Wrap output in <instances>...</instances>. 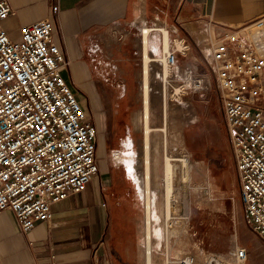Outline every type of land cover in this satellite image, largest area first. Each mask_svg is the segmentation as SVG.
<instances>
[{"label": "rangeland", "instance_id": "374dc122", "mask_svg": "<svg viewBox=\"0 0 264 264\" xmlns=\"http://www.w3.org/2000/svg\"><path fill=\"white\" fill-rule=\"evenodd\" d=\"M144 3L147 16L151 17L147 25L157 26L156 18H160L168 29L170 41L179 36L185 37L189 44L188 53H177L176 62L169 66L166 76L161 73L162 62L154 59L163 56L158 31H152L156 32L154 43L147 48L151 58L148 60L151 255L156 264H164V255L169 264H175L185 254H190L196 264H203L208 253L227 257L235 248L245 247L247 264H264V241L242 219L218 87L202 52L186 31L187 24L180 27L175 21L180 0H142ZM127 19L101 27L89 41L94 45L89 63L95 78L101 82L102 94L117 124L122 125V119L128 125L134 123L135 146L124 151V165L115 161L110 152L107 155L111 178L103 189L107 198L105 248L109 264H145V210L141 189L143 125L141 118L138 124L133 121L137 111L141 115L143 107L142 24L131 25ZM195 24L205 39L201 25ZM191 29L194 31V26ZM171 46L174 45L169 49ZM62 75L65 77L64 72ZM197 76L204 77V82L193 85L192 78ZM180 85L183 89L175 91ZM114 145L110 144L109 148ZM165 154L173 158L171 217L167 227L160 217ZM181 158L188 161L186 183L180 178ZM98 163L101 165L103 159Z\"/></svg>", "mask_w": 264, "mask_h": 264}, {"label": "built area", "instance_id": "2783aa9c", "mask_svg": "<svg viewBox=\"0 0 264 264\" xmlns=\"http://www.w3.org/2000/svg\"><path fill=\"white\" fill-rule=\"evenodd\" d=\"M11 12L9 2L0 0V210H10L26 234L51 217L54 203L83 191L97 173L96 131L62 75L68 61L52 38L50 18L21 26L18 38H11L3 27ZM195 23L209 48L204 53L195 42L219 90L242 219L264 241V15L239 28ZM178 52L184 54L171 46L165 60L174 64ZM192 79L193 85L204 82L202 76ZM247 260L246 248L238 247L227 257L208 253L203 264ZM175 264L196 263L185 254Z\"/></svg>", "mask_w": 264, "mask_h": 264}, {"label": "crops", "instance_id": "0c3cea01", "mask_svg": "<svg viewBox=\"0 0 264 264\" xmlns=\"http://www.w3.org/2000/svg\"><path fill=\"white\" fill-rule=\"evenodd\" d=\"M7 1L12 12L3 21V27L11 38H18L21 26L45 16L50 18L52 38L68 61L62 70L64 78L77 92L95 127L98 171L83 191L54 203L51 217L37 221L26 234L19 230L10 210H0V264H109L105 248L107 198L103 189L111 178L107 155L110 152L115 161L124 165V151L135 146L134 123L128 125L122 119L123 124H117L102 94L101 82L93 74L87 47L89 36L94 37L101 27L123 18H128L126 22L131 25L140 22L141 28L150 26L146 24L151 20L145 11L147 6L142 0ZM180 4L175 21L180 27L187 24L186 31L193 40L198 29L194 22L210 20L239 28L264 15V0H180ZM53 6L56 10H52ZM156 19L158 25L164 26L160 18ZM153 34L156 32L147 37L150 46L154 43ZM110 144L115 147L109 148Z\"/></svg>", "mask_w": 264, "mask_h": 264}, {"label": "bare ground", "instance_id": "6f19581e", "mask_svg": "<svg viewBox=\"0 0 264 264\" xmlns=\"http://www.w3.org/2000/svg\"><path fill=\"white\" fill-rule=\"evenodd\" d=\"M152 31H158L161 35L160 44L163 51L162 58H154L156 60H160L162 62L161 64V73L162 76H166L169 71V66H172L170 63H168L165 60V54L169 50V47L171 44H174L179 50H181L183 53H188V44L186 42H183L182 38L177 36L173 38L170 41V38L168 36V30L164 28V26H142L140 29L141 32V43L143 48V69H142V80H141V86H142V99H143V107L141 110V115H139V111L136 112L135 117L133 120L136 124H138L139 119L142 120L143 125V176H142V193L144 196V210H145V225H144V239H145V264H156L154 261V257L151 255L150 252V239H151V217H152V205H151V191H150V158H149V109H148V101H149V85H148V60H151V58L147 54V48H148V40L147 37ZM195 32L194 40L195 42L202 46V48L206 51L209 50L207 46H205L204 37L201 36V33L197 29ZM166 112V111H165ZM141 126V125H140ZM165 126V125H164ZM165 130V128H164ZM153 136V135H152ZM152 144V142H151ZM128 151V150H127ZM154 153V152H153ZM152 153V154H153ZM165 156V157H164ZM163 156V163H164V196H163V203H162V211L160 213V217H162V220H164V223L166 227L168 226V219L170 220L171 217V194L173 190V168H172V160L171 156H166V154ZM182 164V173H181V179L182 182L186 183L188 180V161L186 158L179 159ZM139 164V163H137ZM142 167V166H141ZM132 168V167H131ZM129 169V168H128ZM127 169V170H128ZM134 169V166H133ZM135 172V171H134ZM137 185H140L141 181H137ZM154 185V184H153ZM158 185V184H157ZM156 185V186H157ZM140 190V189H139ZM154 191V190H153ZM141 195V194H140ZM174 206V205H173ZM153 218V217H152ZM167 229V228H165ZM166 231V230H165ZM166 235V234H165ZM164 264H169V259L167 255H164Z\"/></svg>", "mask_w": 264, "mask_h": 264}]
</instances>
